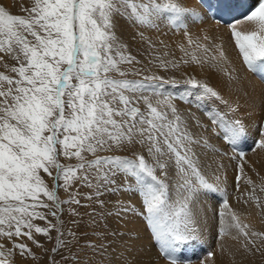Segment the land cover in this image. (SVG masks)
<instances>
[{"label":"snow or ice","instance_id":"snow-or-ice-1","mask_svg":"<svg viewBox=\"0 0 264 264\" xmlns=\"http://www.w3.org/2000/svg\"><path fill=\"white\" fill-rule=\"evenodd\" d=\"M26 11L27 17H22L0 7V53L11 55L18 63L11 68L17 78L0 73V237L8 240L26 237L42 248L33 230L48 236L49 240L51 231L55 230L53 253L66 249L68 256L62 255L61 259L70 260L72 264H92L90 255L104 253L108 245L87 240V231L77 235L71 228L65 230V223L60 219L65 211L62 206L91 208V212L85 213L90 217L87 222L71 221L77 228L85 229H96L106 217L128 212L130 208H121L119 202L116 205L119 210H107L106 201L101 199L115 191L111 177L119 174L125 176L128 189L135 187L142 197L143 214L170 264H184L178 250L192 235L195 213L190 203L201 190L216 191L201 172L197 151L214 149L207 137L192 132L189 119L194 121L195 127L204 131L208 128L195 117L182 118L170 97L157 103L167 105L171 119L168 112L158 111L147 97L125 95V92L136 93L145 85L116 80L109 73L124 76L126 73L121 71L120 64L136 62L130 53L125 55L123 48L127 45L122 44L113 31L115 17L124 16L139 27H159L158 22L164 19L162 12L169 14V22L174 26L182 21H194L202 14L186 0H174L163 8L158 0L154 5L149 0H141L139 4L134 0H35L34 6ZM245 19L252 26L251 30L240 31L231 25V36L244 65L264 80V0H258V6ZM189 43L194 42L189 39ZM224 58L221 50L219 59ZM221 70L229 81L237 79L227 69ZM5 83L7 89L3 86ZM188 83L201 89L202 97L222 100L220 93L208 84L194 78ZM141 99L147 115L135 106ZM204 114L212 125L221 129L226 143H236L241 136L238 122L227 123L219 110L214 112L211 108H206ZM125 144L147 145L153 164L150 165L143 154L137 155L135 160L126 157L88 160L85 156V153L95 156L98 151ZM258 146L264 147V140ZM61 157L75 158L78 163L66 166L60 162ZM157 170L163 179L156 175ZM170 171L175 174L178 187L187 193L178 207L169 203L165 180ZM41 172L52 180L51 189ZM144 176L151 182H146ZM129 177L133 183H128ZM236 179L239 183L240 177ZM77 181V188L69 191ZM81 187L92 191L81 193ZM123 187L121 185V190ZM61 188L68 193L67 199H60ZM41 196L51 204L41 200ZM78 197L89 203H82ZM40 208L48 209V215L54 217L56 223L37 211ZM68 214L81 216L76 208H70ZM36 218L47 221L48 227L35 226L31 221ZM232 221L230 226L237 228L248 243H253L248 239V225H241L235 214ZM225 231L221 228V232ZM93 234L103 239L102 233ZM110 234L116 235V232ZM251 236L264 237V233L252 232ZM244 247L248 250L247 244ZM15 249H19L22 257L28 253L35 259L26 244L13 242L7 251L0 244V264H10L7 257L14 256ZM52 264L57 262L53 260Z\"/></svg>","mask_w":264,"mask_h":264},{"label":"rangeland","instance_id":"rangeland-1","mask_svg":"<svg viewBox=\"0 0 264 264\" xmlns=\"http://www.w3.org/2000/svg\"><path fill=\"white\" fill-rule=\"evenodd\" d=\"M191 1L188 0L191 7L197 8L198 4L195 3L194 0ZM7 2L8 0H2V2H0V7H4L5 10L8 11L11 15L27 17L28 13L26 9H30L31 7H33L35 0H10V2ZM134 2L139 4L141 3V0H134ZM149 2L154 5L157 3V0H149ZM171 2H174V0H158V3L160 4L161 8ZM255 3H252L251 7L254 6ZM221 5L223 7H226L225 3L220 4V6ZM126 15L127 13H125V16ZM160 15L164 17V19L160 21L168 25V29L176 30L174 31V34H178L176 36L174 34L167 33L166 35L169 36L167 37L165 33H163L164 29H161L159 34H161V36H163L166 40L173 39L172 35H174L176 37L175 42L180 40L185 42L188 35H195H193V32H195L194 29H196V27L191 28V24L193 26H198L200 24V21H182L179 25L173 27V25H170L168 19L169 14L162 12L160 13ZM200 16L202 18L205 17L202 15ZM114 19L116 20H113V31L115 32L117 37H122L120 38L122 44L127 42V37L124 36L125 34L126 36H128L133 33L132 35L135 36V42L133 43L134 39L131 40V45L130 43L127 44V47L123 48V51L125 55L130 53L135 58L136 62H134L133 64H120L121 71H124L126 75L120 76L117 72H111L109 73V76L116 80L126 79L144 84L145 86L141 89H138L136 93L125 92V95L139 98L147 97L152 102L153 106L157 107L158 111L168 112L169 118L171 119V113L168 108H166L167 105L161 104L165 106V110H160L161 106L157 103V101H163L166 97H170L171 103L177 108L178 114L181 115L182 118L189 119V116L195 117L196 120L200 122V124H204V126L208 128V131H204L199 127H195L194 121L189 119L190 125H193L191 129L192 132L207 137L210 140L212 148L214 149L210 151H208L209 149H198L199 151H197L200 153L199 165L201 172L203 175H205L209 182L215 186L216 191L204 192L203 190H201L197 195L196 199L190 203V208L195 213L194 221L196 222L191 225L192 235L193 232L196 234H204L206 225H208L209 228L213 230V234L211 233L212 236L210 237V239L209 237L203 239L206 242L207 239H209L206 245L205 243L198 241L199 254L196 255L193 253L195 247V239L194 236L191 235L190 240L180 247V249H182L183 251L181 252L180 249L178 250L180 258L182 260L187 259L186 264H211V261H213L215 257L213 252H221V250L217 247L218 241L220 239H223L222 241H224L226 238L224 237L226 236V233L221 232V227L225 228V221H227V219H232L231 206H233L234 203H239L240 200H242L240 201L241 203H244L245 200L250 199L252 200V202L250 201L252 206L254 208L257 207L255 209L258 210V212H256V221L258 222V224H254L252 222L250 223L251 225L249 224V222H244V224H242L243 222L239 220L242 225L249 224L248 228L246 229L249 232L248 239L253 241V243H248L247 246L249 250L247 256L250 260L248 264H264V237L251 236L252 232L264 233V190H262L264 189V181L259 180L256 183H248V181L255 180L254 176H260V179L261 177H264V173L261 175L259 174V172L264 171V167L258 168V165H256L253 161L256 158L255 156L258 155L257 150L258 152L264 151V147L258 146L259 142L264 140V80H262L261 83L263 86L260 85L259 82L261 81H259L260 79L257 77L259 76V73L251 72L247 69L246 65H244L239 50H236L238 48L235 46L234 38L231 36V28L228 27V29L226 30L222 29L224 27L223 23L227 22H222V26L212 25L210 26L211 29L209 28L210 30L208 32H203L208 37V41H205L206 43L204 42V44L203 41L199 39L197 41V38L192 39L194 43L190 44L189 41H187L186 45L185 43L179 44L178 48L174 49L175 51L179 49L177 51L179 53L176 54L174 50H165V48H167L165 43L161 46L157 45L158 47L154 49L152 37L149 35L146 36L145 34V31H148V27H139L137 25H134L130 22L129 19H125L124 16H118ZM246 21L247 20L243 18L242 20L238 21L240 22L237 24L238 26L235 25V23L233 25L237 27V30L241 31V24L247 23ZM165 24H162V26H164ZM218 24H221V22H218ZM205 26L208 27V24H205ZM189 27L191 28L192 32H190L191 30ZM122 28L124 29L123 34L121 33ZM158 28L159 27H153L152 31L155 30L153 32H157ZM215 28L216 30H212ZM218 28L220 29L218 30ZM198 29L201 30V28ZM211 30L213 33L211 32ZM186 32H189L188 35ZM223 32L224 34L225 32H227L228 34L226 33L225 36L222 34ZM119 33H121L123 36ZM195 33L199 34V32L197 31ZM29 39H31V37H29ZM211 42L213 43L211 44ZM197 45H199V47ZM139 46H141L142 48L144 47L143 50L141 49L139 51ZM205 48L208 49L207 52L205 51ZM144 50L147 54H144ZM220 50H223V52L226 51L227 53H229V56L225 57L223 60L219 59ZM230 54H234L235 56H232L231 58ZM183 55L185 57H183ZM212 57H216V60H213ZM185 58L187 60H185ZM190 58L191 60L193 59V67L195 65L197 66V64L199 63L204 66L203 69H213L214 65L217 67L219 65V69H227L229 72H232L233 76L237 77L238 80L235 79L229 81L227 76L221 69H216L213 72L210 71V76H207L209 75L207 72L203 76H201L200 73H193L191 67L189 70L186 66L189 63ZM171 59L172 61L177 59L175 60L176 63L174 65L173 62L170 61ZM202 61H206L208 62V64ZM183 65H185L186 67L181 68ZM13 66H18L17 61L9 54L0 53V73H4L5 75L17 78V74L11 71V68ZM186 70L189 71H187L186 73ZM214 73H216V77L218 76L217 78L215 77ZM190 78H194L196 81L206 83L210 87L214 88L220 93L222 100H213L210 97H202V90L199 88H193L188 83V80ZM239 80L240 82H238ZM253 82H255V84ZM257 85H259L260 87H258ZM3 86L5 89H7L8 87L6 83ZM254 91L256 96L255 94H253ZM244 93L246 97L242 96ZM250 98L253 99L254 104L249 103ZM141 101L143 100L141 99ZM135 106L139 107L140 111L147 115L146 107H141L140 102ZM117 107H119V105H117ZM206 108H211L214 112L219 110V112L222 113L225 121L230 124H235L238 122V126L241 129V136L238 139H242L241 141L246 142L250 146V148L246 151H243V149L241 148L237 151H233L232 148H230L232 144H228L222 139L223 132L221 131V129L217 128L215 125H212L207 116H205L204 113ZM260 108L262 109V111ZM257 111L259 114L257 113ZM117 119H119V117H117ZM237 141L239 143V140ZM139 154H143L150 165L153 164L152 158L149 157L147 153V145L142 146L139 144H125L118 148L114 146L111 150L98 151L95 156H93L91 153H85V156L88 160H93L97 157H126L135 160L136 156ZM241 154L243 155L241 156ZM60 162L66 166H74L78 163L75 158L68 159L64 157L60 158ZM254 165H256L257 168ZM104 167H107V165H104ZM256 170L259 172H257ZM245 172L250 173V176L248 180L243 181V179L241 178L246 175ZM41 175L48 184V187L51 189L53 187L52 180L43 172H41ZM156 175L161 179L164 178L159 170H157ZM217 176L219 177V179H216ZM237 176L240 177L239 183H237ZM111 178L115 181V184L111 185V187L114 188L115 191L113 193L106 194L105 196L101 197V199H104L106 201L107 210H119L116 207L117 202H119L121 208L128 207L130 208V210L126 213H122L120 216L106 217L104 221H101L99 223V226L96 229H93L91 227L85 229L83 227L77 228L71 223V221L73 219H82L84 222H87L90 217L85 215V213L91 212L92 209L81 208L77 207L76 205H63L62 207L65 209V211L60 216V219L65 223V230L71 228L73 231L77 232V235H80L83 231H87L89 233V235L86 237L87 240L96 244L105 243L106 245H108L104 253L96 256L90 255V260L92 261V264H117L116 262H118V264H128V254L134 248V246L132 245L134 241L137 244L136 247H139L140 249V253L137 254V256L141 258L140 264H167L163 262V260L170 263L160 248V242L156 241L153 237L152 228L147 222V216L143 214L144 209L141 207L140 203L142 197L138 194V191L135 189V187L132 190L128 189L127 185L125 184L124 175L118 174L112 176ZM144 180L146 182H151L147 176H144ZM176 181L177 178L175 174L170 171L169 177L167 180H165V183L168 184L169 203L172 204L174 207H178L180 202L183 201V197L187 194L183 189H180L178 187ZM93 182L95 183V181ZM128 183H133L130 177L128 178ZM78 185L79 181H77L73 188L69 189V191H74ZM121 185H124L122 190ZM243 187H245V190ZM79 191L81 193L88 194L92 191V189H89L87 187H81L79 188ZM58 195L61 200L68 198V193L65 192L63 188L59 189ZM78 198L82 199V197ZM40 199L43 200L45 203L51 204L50 201H47V199L43 196H41ZM132 199H137V201L139 202L138 205L132 203ZM201 199H204L205 201ZM225 201L227 202V207H225ZM27 203H31V201H27ZM82 203L87 204L89 203V201L82 199ZM70 208H76V210L81 214V216H70L68 214V210ZM37 211H41L45 215H47V219L50 220L53 224L56 223V219L51 215H48V209L40 208L37 209ZM97 211H100V209L97 208ZM222 213L223 216L221 215ZM133 214L134 216H132ZM126 216L127 222H129L130 220H136L135 216L137 220L132 224V226L126 225L122 221V218ZM197 221L199 223H197ZM230 223L231 222H229V224ZM260 225H262L263 227ZM38 227H48L47 221L42 220V224L39 223ZM142 230L144 232H142ZM24 231H27V229H24ZM94 232L97 234L102 233L103 239H98V236L96 234H93ZM112 232H116V235H111L110 233ZM222 233L223 235H221ZM148 234L150 235V238ZM50 235L52 237L51 240H49L48 236H44L42 234H39V236L35 237V231L33 230V236L35 240L39 241V243L43 245L42 248L37 247L35 244L32 243V241H29L26 237H13L12 240L3 238V245L7 247H4L5 251L12 248L13 242L23 243L26 244L32 250V253L35 256L34 259L32 255L25 253L22 257L20 255L19 249H15V255L7 257V259L10 261V264H52L53 260H55L57 264H72L70 260L61 259L62 255L65 257L68 256V251L66 249H62L58 253H53L51 251L52 248L56 247L57 232L55 230H52ZM134 236H138V238L134 239V241L132 242L128 241V244L123 241V239L126 240L125 238ZM65 238H67V236ZM140 238L141 240H139ZM143 239H147L148 241H143ZM145 242L147 245L145 244ZM186 247H188L187 250H184ZM146 249L149 253L146 251ZM74 251L78 250L74 249ZM119 252L120 255H117V253ZM210 253L211 255H209ZM147 256L150 258H146ZM192 259L193 261L191 262L190 260ZM149 260H151V262Z\"/></svg>","mask_w":264,"mask_h":264},{"label":"bare ground","instance_id":"bare-ground-1","mask_svg":"<svg viewBox=\"0 0 264 264\" xmlns=\"http://www.w3.org/2000/svg\"><path fill=\"white\" fill-rule=\"evenodd\" d=\"M5 1V0H4ZM7 1V0H6ZM191 1V0H190ZM258 0H237L236 2H227V3H225V6L227 7H223L222 5L220 6V4H221V0H212V2L210 3V9L213 11V13L214 14H216V15H218V18H217V20H213L212 19V16L211 15H209L208 13H207V11L203 8V7H201L200 5H198L197 6V8H195L196 9V11H197V13L198 14H202V16H205L204 18H202L201 16H199V18H202V19H199V18H197V19H195L194 21H192V22H197V21H200V24L197 26H193L192 24H191V26H190V24H189V26L192 28V27H196V29H194V31L196 32H199V34H196L195 32H193V35L194 36H189L188 35V33H187V35H188V37L186 38V41L184 42V41H177V42H175V36L174 35H178V34H174V31H176V30H170V29H168V25H166L165 23H163L162 21H159L158 23H159V28H158V30H157V32H153V31H155V30H153L152 31V29H153V27H148V31H145V34H146V36H151L152 37V39H153V44H154V49H156L158 46H161L162 44H164L165 43V45L167 46V48H165V50H167V51H169V50H174V49H177L178 48V46H179V44H184L185 43V45L187 44V41H189V40H187V39H195V38H197V41H198V39L199 40H201V41H203V44H204V42L205 41H208V39H205V37H207V35L206 34H204L203 32H205V31H209L211 28H210V26H212V25H218V26H222V23L221 24H218V22H221V20L220 19H226V20H234V21H231V22H227V23H223V30H226V29H228V27H230L231 25H233L234 23H235V25H237L238 23H240V22H238V21H240V20H242L244 17H242V15H241V10L239 9V5L240 4H244L245 2L246 3H250V5L252 4V3H255V2H257ZM0 2H2V0H0ZM8 2H10V0H8ZM7 2V3H8ZM189 5H190V3L188 2V0L186 1ZM192 2V1H191ZM224 4V3H223ZM257 3H255V5H256ZM196 5V4H195ZM254 5V6H255ZM191 6V5H190ZM254 6H252L251 8H253ZM230 13V14H229ZM113 20H116V19H113ZM201 20H203V21H201ZM191 21V20H190ZM247 22V21H246ZM117 23V22H116ZM116 23H114V24H116ZM231 23V24H230ZM118 24V23H117ZM162 24H165L164 26H162ZM205 24H208V27L207 26H205ZM171 25V24H170ZM187 25H188V23H187ZM230 25V26H229ZM165 26H166V28H165ZM176 26V25H175ZM238 26V25H237ZM171 27V26H170ZM173 27H174V25H173ZM189 27V28H190ZM251 25L247 22V23H245V24H241V28H242V30L241 31H247V30H251ZM172 28V27H171ZM191 28H190V30H191ZM198 28H201V30H199ZM210 28V29H209ZM231 28V27H230ZM157 29V28H156ZM161 29H164V31H163V33H165V35L167 34V33H170V34H174V35H172L173 37V39H164V37L163 36H161V34H159V32H160V30ZM220 28H218V30H219ZM170 30V31H169ZM212 30H216V28L215 29H212ZM212 30H211V32H212ZM222 30V31H223ZM231 30V29H230ZM118 32V31H117ZM123 32H124V29L122 28L121 29V33L123 34ZM137 32V31H136ZM190 32H192V30L190 31ZM216 32V31H215ZM121 33H119V34H121ZM179 33V32H178ZM213 33V32H212ZM220 33V32H219ZM227 32H225V34H226ZM230 33H231V31H230ZM121 34V35H122ZM133 34V33H132ZM132 34H130V35H128V36H126V34L124 35L125 37H127V42H125V43H123L124 45H127V44H129L130 43V45H131V40H133L134 39V41H133V43L135 42V36H133ZM223 35H225L224 34V32L222 33ZM228 34V33H227ZM123 36V35H122ZM167 36V35H166ZM209 36V35H208ZM226 36V35H225ZM151 37H150V39H151ZM167 37H169V36H167ZM120 38H122V37H120ZM137 38V37H136ZM166 38V37H165ZM141 39H142V37H141ZM180 39V38H179ZM182 39V38H181ZM213 39V38H212ZM177 40V39H176ZM218 40H219V38H218ZM196 41V42H197ZM213 41V40H212ZM224 42V41H223ZM226 42V41H225ZM234 42V41H233ZM147 43H149V42H147ZM146 43V44H147ZM206 43V42H205ZM210 43V42H209ZM208 43V44H209ZM213 42H211V44H212ZM215 43V42H214ZM158 45V46H157ZM190 45V44H189ZM206 45V44H205ZM221 45V44H220ZM227 45V44H226ZM152 47V46H151ZM183 47V46H182ZM182 47H180V48H182ZM209 47H210V45H209ZM224 47V46H223ZM134 48V47H133ZM138 48H140L139 49V51L142 49L143 50V48L141 47V46H139ZM153 48V47H152ZM186 48V47H185ZM196 49H198V48H196ZM179 50V49H178ZM177 50V51H178ZM228 50V49H227ZM236 50H238V49H236ZM177 51H175L174 50V52L176 53V54H178L179 52H177ZM221 51V50H220ZM223 51V50H222ZM138 52V51H137ZM154 52V51H153ZM204 52V51H203ZM216 53H217V50H216ZM144 54H147L146 52H145V50H144ZM229 53H227L226 51H224V57H227V56H229L228 55ZM232 54V53H231ZM230 54V55H231ZM159 55V54H158ZM180 55V54H179ZM218 56V55H217ZM232 56H235L234 54L233 55H231L230 57L232 58ZM181 57V56H180ZM183 57H185L184 55H183ZM230 57H229V59H230ZM202 58V57H201ZM182 59V58H181ZM175 60H177V59H175ZM175 60L174 61H172V59L170 60V61H172L173 62V65L176 63L175 62ZM185 60H187L186 58H185ZM184 61V60H183ZM192 61H193V59L191 60V58H190V61H189V63L186 65L187 66V68L190 70V67H191V69L193 70L192 72L193 73H200V75L201 76H203L206 72L209 74V75H207V76H210V71H215L216 69H219V65H218V67L217 66H215L214 65V67H213V69H210V68H206V69H203V65L202 64H197V66L195 65L194 67H193V64H192ZM178 62V61H177ZM206 64H208V62H205ZM204 63V64H205ZM183 64V63H182ZM205 64V65H206ZM185 65H183L181 68H183V67H186ZM210 66V65H209ZM179 68H180V66H179ZM221 69V68H220ZM219 69V70H220ZM189 70H186V73H187V71H189ZM239 73V72H238ZM189 74H191V73H189ZM215 74V77H216V73H214ZM218 74V73H217ZM237 74V73H236ZM259 75V74H258ZM221 76V75H220ZM238 76V75H237ZM242 76V75H241ZM212 77V76H211ZM218 77V76H217ZM216 77V78H217ZM223 77H224V75H223ZM250 77V76H249ZM258 77V76H257ZM248 78V77H247ZM259 78V77H258ZM253 79V78H252ZM260 79V78H259ZM238 80V79H237ZM259 81H261V82H259V84L260 85H262L261 83H262V80H259ZM238 82H240V80L238 81ZM258 82V81H257ZM234 83H235V81H234ZM251 83V82H250ZM254 84H255V82H253ZM246 84V83H245ZM258 87H260L259 85H257ZM263 86V85H262ZM256 87V86H255ZM264 87V86H263ZM255 89H257V88H255ZM259 89V88H258ZM262 89V88H261ZM263 90H264V88H263ZM262 91V90H261ZM260 91V92H261ZM259 93V92H258ZM183 94V93H182ZM187 94V93H186ZM253 94H255V91H254V93ZM262 94V93H261ZM224 96H226V95H224ZM242 96H244V97H246L245 96V93L242 95ZM255 96H256V94H255ZM225 98V97H224ZM242 100V99H241ZM238 101V100H237ZM245 101H247V100H245ZM243 102V101H242ZM241 103V102H240ZM249 103H253L254 104V101H253V99H249ZM248 104V103H247ZM166 105V104H165ZM240 105V104H239ZM249 105V104H248ZM247 105V106H248ZM261 105V104H260ZM140 106L141 107H146V105L143 103V101H141L140 100ZM160 106H161V109L160 110H165V106L164 105H161L160 104ZM246 106V107H247ZM253 106V105H252ZM258 106V105H257ZM166 108H167V106H166ZM215 109V108H214ZM245 109V108H244ZM261 109V108H260ZM260 109H259V111H260ZM167 110V109H166ZM247 111V110H246ZM261 111H262V109H261ZM240 113V112H239ZM257 113H258V111H257ZM252 114V113H251ZM259 114V113H258ZM239 116V115H238ZM228 117V116H227ZM230 119V118H229ZM231 120V119H230ZM230 122V121H229ZM228 123V122H227ZM207 124V123H206ZM209 124V123H208ZM204 125V124H203ZM214 128V127H213ZM251 130V129H250ZM212 135V134H211ZM256 135V134H255ZM251 136V135H250ZM261 139H262V137H261ZM238 140V139H237ZM242 139H239V143H235V146H234V148L235 149H243V142L241 141ZM240 142H241V145H240ZM130 145V144H129ZM128 147V146H127ZM260 149V148H259ZM198 150V149H197ZM199 151V150H198ZM208 151H210V150H208ZM233 152V151H232ZM257 156H255L256 158H255V160H253L254 161V163L256 164V165H258V168H262V167H264V151H259L258 152V150H257ZM256 155V154H255ZM233 162V161H232ZM225 163V162H224ZM235 163V162H234ZM256 165H254V166H256ZM208 166V165H207ZM224 167V166H223ZM256 168H257V166H256ZM213 169V168H212ZM246 170V169H245ZM257 171V170H256ZM257 172H259V171H257ZM213 173V172H212ZM246 173V172H245ZM264 173V171H262V172H259V174L261 175V174H263ZM235 175V174H234ZM233 175V176H234ZM241 175V174H240ZM215 176V175H214ZM249 176H250V173H246V175H244L241 179H243V181H246V180H248V178H249ZM264 176V175H263ZM254 179L255 180H253V181H251V182H254V183H256L257 181H259V180H261V181H264V177L262 178L261 177V179H260V176H254ZM260 181V182H261ZM242 185V184H241ZM246 185V184H245ZM249 185H252V184H249ZM243 186V185H242ZM250 187H253V186H250ZM244 188V190H245V187H243ZM235 196V195H234ZM251 196V195H250ZM252 197V196H251ZM141 198V197H140ZM172 198V197H171ZM138 199V198H137ZM137 199H135V200H133L132 199V203H135V205H138V201H137ZM140 200V199H139ZM171 200V199H170ZM180 200V199H179ZM201 200H204V199H201ZM240 200V199H239ZM253 200H254V198H253ZM205 201V200H204ZM227 201V200H226ZM240 201H242V200H240ZM239 201V203H237V204H235L234 203V205L233 206H231L232 207V215L233 214H235L237 217H238V219L239 220H241L243 223L242 224H244V222H249V224L252 222V223H256V224H258V222L256 221L257 219V217H256V212H258V210L257 209H255V208H257V207H253L252 206V204H251V202H252V200H250V199H247V200H245V202L244 203H241ZM251 201V202H250ZM253 204H254V202H253ZM255 206V205H254ZM195 207V206H194ZM204 207H206V206H204ZM226 214H227V212H226ZM141 215V214H140ZM132 216H134V214L132 215ZM126 218H127V216L126 217H124V218H122V221L126 224V225H129V226H132V224L137 220V218H136V216H135V219L136 220H134V221H129V222H127L126 221ZM230 218V217H229ZM195 222V221H194ZM226 223V226H225V228H226V231L224 232V233H226L225 235L226 236H224V237H226L225 238V240L224 241H222L223 239H220L219 241H218V245H217V247L221 250V252H213L214 253V255H215V257H214V259H213V261H211V264H248L249 262H250V260H249V257L247 256L248 255V253H249V250L247 251V250H245V244H247V246H248V241H247V239L245 238V237H243L242 235H240V233L238 232V229L237 228H235V227H231L230 225H232L234 222L232 221V219H227V221H225ZM229 222H231L230 224H229ZM196 223V222H195ZM197 223H199L198 221H197ZM241 223V222H240ZM261 223V222H260ZM259 223V224H260ZM241 224V225H242ZM248 224V225H249ZM246 225V224H245ZM251 225V224H250ZM218 226V225H217ZM222 226H224V225H222ZM257 226V225H256ZM260 226H262V225H260ZM259 226V227H260ZM221 227V226H220ZM251 227V226H250ZM263 227V226H262ZM134 228V227H133ZM222 228V227H221ZM204 229V228H203ZM146 230V229H145ZM138 232V231H137ZM142 232H144L143 230H142ZM211 233L213 234V230L211 229V228H209V226L208 225H206V227H205V233L203 234V233H200V234H196V233H194L193 232V235L192 236H194V239H195V247H194V250H193V253L196 255V254H199V250H198V241H200V242H203V243H205V245L207 244V242L209 241V239H210V237L212 236L211 235ZM136 235V234H135ZM139 235V234H138ZM141 235V234H140ZM147 235V234H146ZM221 235H223V233L221 234ZM132 236V235H131ZM142 236V235H141ZM140 236V237H141ZM148 236H149V238H150V235L148 234ZM147 236V237H148ZM209 237V239H207V242L206 241H204L203 239H205V238H208ZM138 238V236H134V237H129V238H125L126 240H124L123 239V241L126 243V244H128V241H134V239H137ZM145 238V237H144ZM148 239V238H147ZM147 239H143V241H148ZM139 240H141V238L139 239ZM217 240V239H216ZM142 241V242H143ZM211 241V240H210ZM146 242H145V244H146ZM150 243V242H149ZM140 244V243H139ZM133 246H134V248L129 252V254H128V256H129V258H128V264H140V261H141V258H139L138 256H137V254H139L140 253V249H139V247H136L137 246V244L135 243V241H134V243L132 244ZM147 245V244H146ZM149 246V245H148ZM146 248V247H145ZM144 248V249H145ZM187 248L188 247H186L184 250H187ZM152 249V248H151ZM197 249V250H196ZM143 250V249H142ZM141 250V251H142ZM146 251H147V249H146ZM149 251H150V248H149ZM148 252V251H147ZM153 252V251H152ZM160 252V251H159ZM146 253V252H145ZM149 253V252H148ZM157 253V252H156ZM244 254H246V255H244ZM117 255H120V252L119 253H117ZM146 255H148V254H146ZM145 255V256H146ZM244 255V256H243ZM151 256H152V254H151ZM155 256V255H154ZM123 258V257H122ZM121 258V259H122ZM143 258V257H142ZM146 258H150V257H146ZM153 258V257H152ZM159 258H160V256H159ZM123 260V259H122ZM160 260V259H159ZM150 262H151V260H149ZM184 261V264H186V261H187V259H184L183 260ZM191 262L193 261V259L192 260H190ZM163 262H165V263H167V264H170V263H168V262H166V261H164L163 260ZM117 264H118V262H116ZM194 263H195V261H194ZM151 264H153V263H151ZM191 264V263H190Z\"/></svg>","mask_w":264,"mask_h":264},{"label":"crops","instance_id":"crops-1","mask_svg":"<svg viewBox=\"0 0 264 264\" xmlns=\"http://www.w3.org/2000/svg\"><path fill=\"white\" fill-rule=\"evenodd\" d=\"M50 203H51V202H50ZM40 212H41V211H40ZM42 220H43V219L36 218V219H33L31 222H32L35 226H38L39 223L42 224ZM36 236H39V234L35 233V237H36ZM3 238H5V237H0V244H4ZM5 239H7V238H5ZM4 247L7 248L5 245H4ZM26 254H28V253H26Z\"/></svg>","mask_w":264,"mask_h":264}]
</instances>
